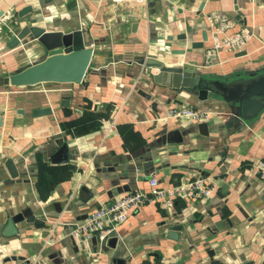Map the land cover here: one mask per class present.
<instances>
[{
    "label": "crops",
    "instance_id": "1",
    "mask_svg": "<svg viewBox=\"0 0 264 264\" xmlns=\"http://www.w3.org/2000/svg\"><path fill=\"white\" fill-rule=\"evenodd\" d=\"M72 1L0 0V226L26 209L46 221L19 226L17 237L0 243V264H109L108 244L80 242L72 231L101 203L148 190L153 176L163 187L205 176L214 190L204 201L179 198L171 208L157 203L133 211L114 236L126 264L162 258L165 264H264V179L257 169L264 105L245 116L221 97L201 101L192 90L174 88L151 67L188 63L199 76L228 84L263 74L264 0ZM28 6L33 11L21 17ZM217 12L229 16V33L247 29L255 37L245 55L223 50L207 63L210 39L201 49L192 43L203 31L211 37L209 16ZM25 25L82 31L93 56L80 84L5 83L47 56L32 36L10 46ZM177 107L214 115L198 123L167 118ZM46 108L49 114H34ZM61 144L68 161L53 164ZM8 159L19 177L7 172ZM122 186L130 191L114 196ZM170 227L180 229L176 239Z\"/></svg>",
    "mask_w": 264,
    "mask_h": 264
},
{
    "label": "water",
    "instance_id": "2",
    "mask_svg": "<svg viewBox=\"0 0 264 264\" xmlns=\"http://www.w3.org/2000/svg\"><path fill=\"white\" fill-rule=\"evenodd\" d=\"M72 3H76L73 0ZM204 2H202L200 9H203ZM235 9L239 12L238 6ZM31 6L25 7L21 10L20 16L23 17L27 13L32 12ZM4 11H0V18ZM32 36L38 40L47 50V56L44 60L32 64L23 69L17 74L5 79V83H10L13 86H33L42 83H68L80 84L91 64L93 56V48L88 46L84 40L81 30L73 32L63 31H48L45 27L40 25H25L11 40L10 46H15L21 41ZM183 39L186 35L181 36ZM209 40L207 31L202 32V40L192 43V48L201 49L205 42ZM176 54H185V50H179ZM246 52H239L237 56H243ZM151 67L158 68L160 76L169 78L172 86L176 89L187 88L192 90L198 99L201 101L215 100L223 98L232 105L238 104V107L243 111L245 116H254L264 105V73L250 79H244L233 83H223L218 80H209L206 77L199 76L195 71L196 67L188 64H175L173 66H166L164 63H154ZM50 108L37 110L34 112L36 116L49 114ZM0 126H2V118L0 117ZM207 127L206 123H201L199 128L204 130ZM171 134V136L176 135ZM167 137H163V141ZM171 141V139H169ZM179 141V140H178ZM182 141V139H180ZM50 161L53 164L66 163L68 161V146L67 144L58 145L52 154ZM145 166H147L145 164ZM5 168L12 178L19 177V170L15 162L11 159L6 160ZM83 192H87L82 188ZM130 191L128 186L115 188L114 196ZM91 197V193H88ZM71 194L68 196L70 197ZM81 199L83 197L81 196ZM87 200V199H86ZM84 200V201H86ZM58 213L62 212L61 203L55 204ZM49 214L48 210H45ZM86 218V216L84 217ZM45 224V220H39L33 214L31 209H26L9 216L6 222L0 226V243H6L9 239L19 235V226L25 227L27 224ZM180 229L177 227H170L169 237L176 239ZM94 244L98 243L94 239ZM102 244H108L113 251L110 253L109 264H126V258H120V250L117 248L118 238L111 237ZM16 258H14L15 260Z\"/></svg>",
    "mask_w": 264,
    "mask_h": 264
},
{
    "label": "built area",
    "instance_id": "3",
    "mask_svg": "<svg viewBox=\"0 0 264 264\" xmlns=\"http://www.w3.org/2000/svg\"><path fill=\"white\" fill-rule=\"evenodd\" d=\"M121 2L124 0H112ZM143 4L146 0H130ZM213 26L211 45L207 50V63L223 50L231 53H239L255 37L254 33L242 29L235 33H229L231 22L229 16L217 12L209 16ZM214 115L211 110L196 109L192 107H177L172 109L167 118L190 119L194 122H206ZM259 175L264 179V158L257 165ZM214 190L213 183L209 177L200 176L187 182L163 187L156 177L149 179V189H136L122 194L111 202L101 203L96 209L90 212L86 218L79 221L72 236L80 242H90L97 239L100 243L114 237L121 224L126 222L130 214L145 205L161 203L171 208L179 198L190 200H207ZM166 258H162L157 264H165Z\"/></svg>",
    "mask_w": 264,
    "mask_h": 264
}]
</instances>
